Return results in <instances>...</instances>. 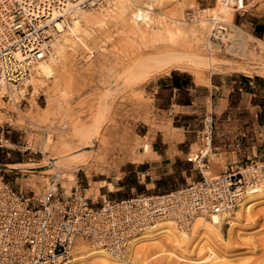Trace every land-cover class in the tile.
<instances>
[{
	"label": "rangeland",
	"instance_id": "rangeland-1",
	"mask_svg": "<svg viewBox=\"0 0 264 264\" xmlns=\"http://www.w3.org/2000/svg\"><path fill=\"white\" fill-rule=\"evenodd\" d=\"M125 6L128 9L122 16L114 13L117 7L109 10L113 11L114 20L105 29L91 31L90 35L81 37L82 44L77 41L79 45L68 48L61 56L58 68H48L50 77L41 74L32 97L31 91H28L30 94L24 98L25 101H21V98L27 93L16 95L15 100L21 101L22 110L13 102L5 104L0 100V125H5L9 132L7 138L13 140L12 144L8 143L11 149H0V177L4 176L22 193L42 196L56 174L63 187L69 191L77 183L66 178L68 174H75L82 189H86L87 197L95 203L108 194V190L111 193L107 197L112 199L129 198L142 193L158 195L175 190L178 186H171L164 176L155 175L158 173L155 167L161 158L153 151L152 141L159 131L169 140L171 138L163 130L170 129L173 132L174 128H180L177 130L178 135L184 136L186 130L195 128V136L192 137V142H195L204 116L193 122L197 126L184 127L183 120L178 122L170 115H160L150 98L149 82L172 71L189 74L198 83H202L199 76L210 80L214 73L264 77V41L244 32L249 41L240 55H236L230 52L228 44V38L233 36L230 30V37L227 34L221 42L209 39L211 28L208 22L205 30L195 33L199 26L195 21L207 20L216 14L221 20L225 18L221 1L126 0ZM143 8L152 10L148 20L140 21L143 29L154 33L162 23H168L173 29L181 28L175 44L168 43L166 38L143 42L126 37L127 33L123 31L130 13H139ZM228 19L226 17L224 20ZM67 27L66 32L54 34V44L59 43L58 39L62 35L75 40L68 34ZM204 84L208 85V82ZM147 146L149 150H146ZM28 147L37 151V155L26 151ZM198 150L199 143H195L191 156ZM7 153L11 156L8 157ZM130 165L138 167L139 175H133V180L137 182L135 191L131 190L132 186L125 176ZM226 170L227 156L210 153L209 167L204 169L205 176L214 178ZM147 172L149 176L145 175ZM192 173L198 176L196 181L202 179L199 171L194 170ZM192 181L189 180V183ZM104 183H112V186H104ZM254 196L243 206L253 205ZM251 213L253 220L241 222L240 228L247 232L242 235L243 239L237 240L236 234L228 238L229 225L223 228L224 238L232 241L234 237L233 245L227 251L230 264H264V204L252 207ZM236 217L234 215L231 218ZM193 232L194 227L189 232L190 237ZM87 243L93 245L89 241ZM141 246L137 244L135 249L137 247L136 250H140ZM173 252L174 261L182 259L183 255ZM210 253L215 254L214 260L208 257L201 259L200 251L197 250L185 259V263L183 259L180 261L182 264H226L216 251ZM154 254L137 263L173 264L164 259L166 255L162 257Z\"/></svg>",
	"mask_w": 264,
	"mask_h": 264
},
{
	"label": "built area",
	"instance_id": "built-area-1",
	"mask_svg": "<svg viewBox=\"0 0 264 264\" xmlns=\"http://www.w3.org/2000/svg\"><path fill=\"white\" fill-rule=\"evenodd\" d=\"M116 3L0 0V89L6 87L2 100L13 102L11 93L24 89L38 65L54 56V34L61 33L58 21L67 27L79 10H112ZM223 3L235 10L234 16L247 10V0L245 4L244 0ZM69 5L74 7L68 9ZM209 19V39L219 42L228 31L214 16ZM30 88L33 90V86ZM201 123L196 137L199 150L193 156L191 152L186 161L202 174V179L163 194L142 193L122 200L102 196L101 202L95 203L81 184L69 191L56 174L43 195L37 197L22 193L1 176L0 264H66L78 239L88 240L121 259L127 257L139 236L164 220L174 221L180 231L189 233L199 218L234 216L251 194L264 188V158L234 164L217 177H206L204 169H208L212 153V113H206ZM8 133L5 125H0V149H11L6 142L11 140Z\"/></svg>",
	"mask_w": 264,
	"mask_h": 264
},
{
	"label": "crops",
	"instance_id": "crops-1",
	"mask_svg": "<svg viewBox=\"0 0 264 264\" xmlns=\"http://www.w3.org/2000/svg\"><path fill=\"white\" fill-rule=\"evenodd\" d=\"M256 1L247 0L246 12L235 14L232 22L243 32L264 41V0ZM148 89L158 113L170 115L178 122L183 120L184 127L197 126L193 122L200 120L206 111H210L214 121L210 150L213 155L227 156V168L234 164H246L256 158H264L263 76L214 73L210 77V84L205 85L198 83L189 74L172 71L170 74L151 80ZM174 129L173 132L170 129L163 130L172 140H167L161 131L157 132L152 147L161 158L155 167L158 172L155 175L164 176V179H168V184L179 188L186 184L185 181L189 182L191 179L196 181L198 178L192 173L193 166L186 161L187 156L192 152V146L196 143V141L192 142L196 129L186 130L184 136L178 135L177 130L180 128ZM175 138L180 140L173 141ZM134 174L139 175L138 167L128 166L125 176L132 186V191L137 187L135 184L137 182L133 180ZM145 175L149 176L148 172ZM125 186L128 184L125 183ZM110 193L111 191L108 190V194L104 196ZM122 199L127 198L117 200Z\"/></svg>",
	"mask_w": 264,
	"mask_h": 264
},
{
	"label": "bare ground",
	"instance_id": "bare-ground-1",
	"mask_svg": "<svg viewBox=\"0 0 264 264\" xmlns=\"http://www.w3.org/2000/svg\"><path fill=\"white\" fill-rule=\"evenodd\" d=\"M219 1H221L222 5H224L222 7V13L223 12L226 13L224 14L226 15L225 18L229 17V19L226 21L224 20L225 18L221 20L217 17V14L214 17L218 20V22L221 23V25L224 28L227 29V31L230 30V32H233V36L231 35V37L229 36L230 33L228 34V36L230 37L228 38L230 52L236 55H240V53L245 49L246 44L249 41V38L244 34V32L240 28H238L237 26L233 24L232 22L233 14H234L232 11L233 8L231 9V7L226 6L223 3V0H219ZM125 2L126 0H117V3H116L117 5H115V7H117L116 12H114L115 14L122 16L126 12V9H128V7L126 8ZM245 2L246 0H244V3L242 4H245ZM72 7L74 6L69 5L68 9ZM149 8L148 9L143 8L139 10L140 11L139 13L138 12L135 13L133 11L130 13L131 15H130L129 21L127 24H125L126 25V28H124L125 30L122 28L124 30L123 32L127 33L126 37L127 36L134 37V39H139L143 42L144 41H154L155 42L161 39L164 40L166 38L168 43L175 44L178 39L176 35L181 33L180 27L179 29H173L169 25H167L168 23L167 24L162 23V26L159 23L160 24V27H158L159 30L154 33H151L150 31L142 28V26L140 25L141 23L140 21L148 20L149 12L152 11ZM97 11L96 13H94V12H88L87 10L86 11L79 10L76 12V14L73 17H71V22L69 26L67 27V32L68 34L72 35L75 40L65 35H62V37H59L60 38L58 39L59 43L53 44L54 56L50 60L46 62H41L38 65L35 75L30 79V81L27 83L24 89L11 93V101H13V103H15L18 106V108L21 107L22 99H24L27 94H30L28 91H31L30 95L32 97L33 91L36 90L38 82H40L39 78L41 74H43L45 77H50L49 69L58 68L57 66L58 62L60 61L61 56L64 55L66 50H68V48L70 49L72 45H79L78 42L82 44L83 39H81V37H86L90 35L91 31L105 29L107 24L110 21L114 20V17H113L114 14L112 13L113 11L112 12L109 10H97ZM209 20L210 19H207V20L201 19L200 21H195L199 23L198 29L196 30L195 33H200L201 31L205 30L206 27H208L207 22L209 23ZM183 22H186V21H183ZM149 23L154 24L151 22ZM57 27L61 33L66 32L64 23L58 21ZM156 28H157V25H156ZM152 29H153V26H152ZM225 37H227V35L222 37V39L219 42H221ZM129 39L131 40V38ZM232 48L233 50H231ZM198 79L202 83L208 82L210 84V80L204 76H202V78L201 76H199ZM30 85L33 86V90L28 89V86ZM5 91H6V87L5 85H2L0 89V100H2V95L5 94ZM24 93H27V94H25L24 97L21 98L20 102H17L15 100L16 95L21 96L20 94H24ZM6 142H7V146H9L8 143L10 141H6ZM146 150H149L148 146L146 147ZM209 152H210V147H209ZM52 165H55V164H52ZM66 180H69L70 182L73 181L78 184L77 176L75 174H68ZM104 186L111 187L112 184L104 183ZM253 195H255L254 202H253L254 204L251 203L253 205H250L249 207L248 205L244 207L243 205L245 203L242 204L243 207L242 206L240 207V211L239 212L238 210L236 211V214H235L237 215L236 218H231V217L224 218L220 216H213V218H210V219H203V218L197 219L196 222L194 223L195 226L193 225L194 232H193L192 237L189 236L188 232H182L179 229L177 230L176 224L174 221L164 220L156 224L155 226L151 227L149 230H147L145 233L139 236V238L135 240L131 251H129L128 253V256L125 258H121V259L114 258L108 252H106L103 248L95 244L91 246L87 243L88 241L84 239L83 240L78 239L77 240L78 243L76 242V245L74 249H72L73 251H71L72 253H70L71 255L68 259V262H66V264H140V263H137V261H142L144 258H148L150 254H154V252H155L154 255H157V256L163 257V255H166V258L164 259H166L168 263L172 262L173 264H182V261L180 260L183 259L185 263V259L188 258L190 254L192 256L197 250L200 251L201 259L208 257L210 260L215 259V254L214 253L208 254V252L216 251L225 260V263L228 264L230 261H228V258H227L228 256L227 251L230 248V246L233 245L232 241L234 240V237H235L234 235L236 234L237 236L236 238L238 240V238L239 239L242 238L243 234L247 233L243 231V229L240 228L241 222L243 220L244 221L246 220L248 223L250 219L253 220L254 217L251 213L252 207L257 206L259 204L261 205L264 204V188L260 189L256 194H251L250 198ZM227 224H229V229L227 232L229 235L227 237L230 238L231 236H234L232 241L230 240L231 242L227 240L226 238H224L225 235L223 234V228ZM164 242L166 243L164 244ZM137 244L142 245L140 250H136L137 247L135 249V246ZM207 246H208V249H207ZM152 249L154 250L153 252H151ZM173 251H175V253L179 252L181 255H183L184 258L182 257V259H180L179 261L178 260L174 261L175 259H173L174 257L173 255L175 254Z\"/></svg>",
	"mask_w": 264,
	"mask_h": 264
},
{
	"label": "trees",
	"instance_id": "trees-1",
	"mask_svg": "<svg viewBox=\"0 0 264 264\" xmlns=\"http://www.w3.org/2000/svg\"><path fill=\"white\" fill-rule=\"evenodd\" d=\"M13 141V140H12Z\"/></svg>",
	"mask_w": 264,
	"mask_h": 264
}]
</instances>
